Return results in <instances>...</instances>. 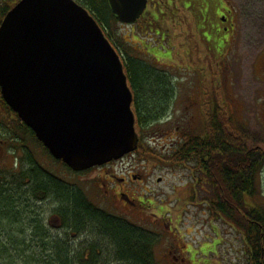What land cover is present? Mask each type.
I'll use <instances>...</instances> for the list:
<instances>
[{
	"label": "rangeland",
	"instance_id": "374dc122",
	"mask_svg": "<svg viewBox=\"0 0 264 264\" xmlns=\"http://www.w3.org/2000/svg\"><path fill=\"white\" fill-rule=\"evenodd\" d=\"M223 1L236 16L232 38L227 32L211 30L219 26L222 0H149L137 24L115 22L109 29L123 53L168 72L177 94L167 117L154 125L134 155L76 173L51 159L36 141L32 144L36 161L46 170L84 190L97 206L152 231L157 237V264H175L174 256L185 259L186 264H235L245 257L234 240L240 238L235 227L237 231L247 229L246 207L228 198L226 206L234 207L235 218L213 213L203 200L216 201L219 180L198 187L193 162L173 160L182 142L205 134L208 107L210 102L215 106L217 98L229 112L231 128L241 143L247 138L250 146L264 149V0ZM2 150L0 174L16 176L14 155L7 146ZM140 172L146 177L143 181H122ZM256 182L258 194L246 197L248 209L252 203L264 209V169ZM122 190L134 205L125 206V199L119 196ZM55 205L45 204L49 208L45 223L59 235L60 224L50 214ZM3 224L7 226V222ZM21 224L22 230L17 226L9 230L13 238L30 237L25 220ZM2 236L0 229V239Z\"/></svg>",
	"mask_w": 264,
	"mask_h": 264
},
{
	"label": "trees",
	"instance_id": "16d2710c",
	"mask_svg": "<svg viewBox=\"0 0 264 264\" xmlns=\"http://www.w3.org/2000/svg\"><path fill=\"white\" fill-rule=\"evenodd\" d=\"M78 1L95 17L122 57L133 92L140 149L154 125L169 114L177 96L174 82L168 72L121 51L108 33L117 21L107 0ZM231 127L232 118L217 98L215 106L209 104L205 134L182 142L173 160L193 162L198 187L219 180L216 201L203 200L213 213L234 219V207L226 206L230 198L246 207L249 218H261V210L250 204L247 208L246 197L258 194L256 177L264 169V149L250 146L247 138L241 143ZM12 171L18 174H0V264H157V237L152 231L97 206L84 190L65 183L36 160ZM47 202L56 204L50 214L60 224L59 235L45 223ZM21 220L30 228V237L19 240L9 230L14 226L22 230Z\"/></svg>",
	"mask_w": 264,
	"mask_h": 264
},
{
	"label": "water",
	"instance_id": "95a60500",
	"mask_svg": "<svg viewBox=\"0 0 264 264\" xmlns=\"http://www.w3.org/2000/svg\"><path fill=\"white\" fill-rule=\"evenodd\" d=\"M133 25L148 0H108ZM4 99L51 155L76 172L137 150L133 94L102 28L73 0H23L0 29Z\"/></svg>",
	"mask_w": 264,
	"mask_h": 264
},
{
	"label": "flooded vegetation",
	"instance_id": "af4514ba",
	"mask_svg": "<svg viewBox=\"0 0 264 264\" xmlns=\"http://www.w3.org/2000/svg\"><path fill=\"white\" fill-rule=\"evenodd\" d=\"M22 0H0V28L3 24L6 16L21 2ZM79 3L78 0H75ZM223 2V10L221 11V16L219 18V26L214 27L211 30H215V32H227L230 34L229 38L233 37L232 34L236 33L237 24H236V16L234 15V10L228 7ZM208 28V25L206 24ZM209 29V28H208ZM210 30V29H209ZM210 30V31H211ZM217 30V31H216ZM228 38V39H229ZM235 38V36H234ZM0 158L4 159L3 148L7 146V151L13 154V170L19 169L23 163L28 160H36L34 154V145L35 141L46 151L44 146L36 139L33 131L28 128V126L20 120L18 114L6 103L3 98L2 88L0 86ZM9 147V148H8ZM18 149V150H17ZM18 151L19 153L15 152ZM48 153V152H47ZM48 155L51 159H54L49 153ZM2 162H0L1 166ZM135 168V167H130ZM94 170V168L90 169V171ZM89 171V170H88ZM131 177L122 178L124 184H129L130 179H146V177L137 175L136 173H131ZM114 177V176H113ZM113 183V182H112ZM129 189V188H128ZM121 198H124L125 206L127 204H132L133 200L127 195L123 190L119 193ZM252 209L261 210V214H263L261 218H249V223L247 225V229L242 230L241 228L237 231L235 227V235L239 234L240 238L236 237L234 240V246L239 245L241 248V254L244 253V258L239 257V262H235V264H264V209L255 206L254 203L251 204ZM238 222V220H236ZM260 231V236H259ZM228 242L225 241V244ZM229 251V250H228ZM240 254V255H241ZM175 257V264H186L185 259H180L178 256ZM227 254L225 255V259H227ZM178 261V262H177Z\"/></svg>",
	"mask_w": 264,
	"mask_h": 264
},
{
	"label": "bare ground",
	"instance_id": "6f19581e",
	"mask_svg": "<svg viewBox=\"0 0 264 264\" xmlns=\"http://www.w3.org/2000/svg\"><path fill=\"white\" fill-rule=\"evenodd\" d=\"M29 129H31L30 127H28ZM32 130V129H31ZM33 131V130H32Z\"/></svg>",
	"mask_w": 264,
	"mask_h": 264
}]
</instances>
